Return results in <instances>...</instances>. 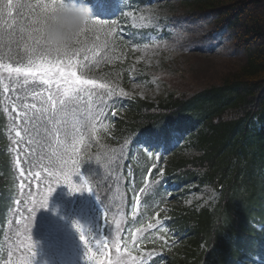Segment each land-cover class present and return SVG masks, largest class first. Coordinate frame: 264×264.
I'll list each match as a JSON object with an SVG mask.
<instances>
[{
	"label": "trees",
	"instance_id": "1",
	"mask_svg": "<svg viewBox=\"0 0 264 264\" xmlns=\"http://www.w3.org/2000/svg\"><path fill=\"white\" fill-rule=\"evenodd\" d=\"M95 1L102 5L105 17L94 7ZM156 1L83 0L92 7V20L106 26L121 24L124 29L126 9L144 10ZM179 5L188 14L211 19L212 32L231 36L235 48L245 55V64L231 70L221 84L211 85L193 95L172 92L157 104L130 95L111 98L105 109L108 128H98L96 135L100 139L97 142L93 137L91 147L82 151L78 158L79 169L92 189L90 193L107 209L113 240L117 226L115 215L130 217L132 190L135 184L144 187V176L138 178L141 166H145L146 172L154 162L141 149L152 152L153 157L160 152V163H156L151 174L159 177L164 166L163 177H159L153 190L156 199H166V187L184 189L181 192L186 193L190 186L208 184L220 193L212 210L171 207V224L186 241L185 248L177 250L180 256L185 255L184 259L178 254L173 258L168 256L169 263L264 264V0H179ZM112 32L111 36H99L98 41L96 32L86 33L90 47L108 44L97 49L98 55L90 59L86 67L83 65L81 74L94 79L106 77L122 86V79L133 71L128 62L117 69H111L110 65L105 70L99 69L104 57L113 56V45L120 50L122 45L128 44L126 39L132 37L129 30ZM12 48L13 57L19 59L23 55V45L13 44ZM1 102L0 84V264H10V261L17 263L20 257L16 250L21 246H24L25 255H35V251L40 254L47 250L48 244L53 247L54 239L48 238L50 227L39 228L34 224L38 219L36 212L30 218L32 240L22 236L20 231L18 216L26 202L21 197ZM146 130L165 139L152 146L138 143ZM84 134L88 135L86 129ZM125 140L128 141L125 157L106 169L107 161L103 159L100 145L119 148ZM182 142L194 147L197 154L192 158L179 155L177 151ZM166 155L171 158L165 159ZM98 156L101 161L97 160ZM22 163L24 166V161ZM134 168L135 176L131 174ZM41 192H44L42 187L35 191L36 207ZM32 206L31 203L30 208ZM114 211L118 214L114 215ZM110 248L115 252L113 244ZM160 262V258L152 261L153 264Z\"/></svg>",
	"mask_w": 264,
	"mask_h": 264
},
{
	"label": "snow or ice",
	"instance_id": "2",
	"mask_svg": "<svg viewBox=\"0 0 264 264\" xmlns=\"http://www.w3.org/2000/svg\"><path fill=\"white\" fill-rule=\"evenodd\" d=\"M61 2L62 0H35V2L0 0V82L8 81L2 88L5 94L4 111L7 113L11 106L12 113H15L14 117L12 113H9V117L13 121L12 130L16 137L12 140L15 146L13 150L23 153V156L17 155L15 160L17 166L21 165L22 159L24 161V166L19 167L22 189L25 186L23 180L25 173L35 179L40 173L34 172V169L40 168L45 173V182L49 185L66 184L73 193L82 190L92 192L86 180L79 184L73 181V176L79 174L80 170L78 158L82 151L91 147L93 137L97 142L100 139L96 135L97 123L101 117L105 116L104 108L108 107L104 98L111 99L117 95L128 96L129 93L118 82L107 80L106 77L94 79L77 73L78 66L86 67L87 62L98 55L97 49L107 46L105 42L101 45L93 44L90 47L86 36L89 31L105 32L106 35L111 36L112 30L105 29L102 22L89 21L76 35L74 41L67 46L53 48L48 44L45 36L47 21ZM148 20L150 23L151 15ZM96 39L98 41L99 36ZM151 43L156 44V41L152 39ZM13 44L17 47L23 45V55L19 59L12 55ZM74 45L78 46L74 47ZM144 47L147 48L148 45L145 44ZM10 90L16 93L23 90L24 94H17L13 98L8 95ZM29 97L32 103L26 102ZM96 101H99V107L96 106ZM115 114L113 111L112 115ZM100 127L107 129L108 125L100 123ZM85 129L88 132L87 136L84 134ZM163 139L165 138L160 134L146 130L143 140H139L138 143L152 146L162 142ZM21 142L25 144L28 151L19 147ZM127 144L128 141L125 140L119 148L100 145L103 159L107 161L104 165L106 169L113 163L118 164L125 157ZM141 151L149 160L159 161L160 159L159 154L153 157V153L147 149H141ZM97 160L101 161V156H98ZM156 167L157 164L153 162L148 169L149 175H151V169ZM159 177H163L162 168L159 171ZM158 183L159 180L154 179L149 184L145 179L144 187L140 189V192L144 193L146 189ZM54 191L55 187L49 186L40 194L39 207H48L49 197ZM16 203L19 204L20 201ZM139 203V196H137L136 204L139 205ZM32 204L33 206L28 209L29 218L37 210V202L33 200ZM132 214L135 216L136 211L134 210ZM156 216H159V212ZM159 223L157 219L156 224ZM156 224L150 222L147 228H155ZM75 227L80 231V238L87 247L88 240L84 228L79 223H76ZM119 231V222H117L116 236L113 239L116 260L114 262L109 260L107 264H137L141 258L133 256L127 247L121 251ZM141 231L139 228L136 229L137 233ZM132 239H136L135 234ZM160 239L165 238L161 236ZM102 247H104L103 240L96 239V251L99 252ZM87 252L89 259H93L95 253L91 248H87ZM8 255L11 259L12 252L9 251ZM21 264H30V258H23Z\"/></svg>",
	"mask_w": 264,
	"mask_h": 264
},
{
	"label": "rangeland",
	"instance_id": "3",
	"mask_svg": "<svg viewBox=\"0 0 264 264\" xmlns=\"http://www.w3.org/2000/svg\"><path fill=\"white\" fill-rule=\"evenodd\" d=\"M182 10L179 0H158L149 10L128 11L126 24L132 27L135 34L134 40L131 46L122 48L123 52L120 51V55L105 61L103 64L101 63L99 69L105 70L107 65H110L111 69H117L114 66L115 62H123L125 59L134 66L137 76H140L129 78L128 81V78L125 77L123 88L133 96L158 103L171 92L194 94L208 86L221 84L231 70L240 68L245 64V55L235 48L234 39L231 36L212 32L211 19H200L183 12L187 10ZM149 15H151L150 23ZM152 39L156 41V44L151 43ZM179 43V46H175ZM145 44L148 45L147 48L144 47ZM127 50L128 53L125 57ZM82 69V65L78 66L77 73L81 74ZM149 72L152 74L150 77L146 76V73ZM120 78L123 77L120 75ZM4 83H8V81H3L1 88H3ZM133 85L137 86L134 87ZM1 93L4 106L5 94L2 89ZM17 94L23 95V90L20 93L10 90L8 93L13 98ZM104 99L105 103L108 104L110 99L107 97ZM26 102L32 103L33 101L29 97ZM96 106L99 107V101H96ZM104 112L105 116L101 117L97 123V130L102 128L100 123L106 124L107 111ZM9 113H12L11 106H9L7 115L10 120V129H12L13 121L10 119ZM12 116L14 117L15 113H12ZM20 148L26 149L24 146H20ZM179 153L188 158L196 155V151L192 147H186ZM20 154L23 153L20 152ZM19 167L22 166H17L19 183L21 184L22 177ZM34 172H39L40 175L33 179L28 173H25L23 178L25 186L23 189L20 186L21 197H24L26 205L23 207V211L19 213L17 223L21 225L22 236L31 241L33 233L30 231L28 209L37 197L35 191L37 187L44 186L43 191H45L47 187L54 186L55 191L49 197L48 207L41 208L38 206L36 211L38 219L32 216L37 227H50L47 234L49 239H54V244L53 247L48 244L47 250H42L40 254L35 251V257L30 264H98V262L107 264L111 260L109 251H105V253L104 250L96 251L95 242L98 239L97 222L99 214L96 210V212L94 211L95 208L90 199L85 197L86 190L73 193L66 184L49 185L45 182V173L40 168H35ZM142 172L141 169L139 176L142 175ZM80 179L79 171V174L73 176V181L79 184ZM31 184L35 189L34 193L31 192ZM140 189H138L137 194L140 203L139 205L136 204L134 208L136 215L133 216L132 214L131 224L124 237L123 234H119L121 251L127 247L133 256L141 258L137 264H147L153 257L151 251L142 253L143 249L141 248L147 240H154L163 247L167 245L172 247L161 225L163 214L157 217V212H163L164 209L175 203L199 208L211 207L218 200L217 192L213 188L205 186L200 190L193 189L184 196L170 197L167 195V201H164L163 204L160 203L161 206L159 207L154 203H144L145 195L150 188L146 189L144 193H141ZM38 197L41 198V196ZM151 199H154L153 196ZM161 209L163 210L161 211ZM164 216H168L167 212ZM122 219L123 217H118L116 222L122 221ZM157 219L160 221L159 224H156ZM150 222L156 224V227L148 229L147 225ZM76 223H79L85 230L88 240L87 247L80 238V231L75 227ZM138 228L142 230L139 233L136 232ZM133 234H135V240L132 239ZM161 236L165 239L161 240ZM87 248H91L92 252L95 253L93 259H89ZM140 249L141 252H139ZM24 251V246H21L20 250H16L20 257L17 259L18 264H21L25 257L33 258V255L31 257L29 253L25 255L26 252L24 253Z\"/></svg>",
	"mask_w": 264,
	"mask_h": 264
},
{
	"label": "clouds",
	"instance_id": "4",
	"mask_svg": "<svg viewBox=\"0 0 264 264\" xmlns=\"http://www.w3.org/2000/svg\"><path fill=\"white\" fill-rule=\"evenodd\" d=\"M93 18L91 5L76 0H62L47 21L45 36L53 48L71 44L84 26Z\"/></svg>",
	"mask_w": 264,
	"mask_h": 264
},
{
	"label": "bare ground",
	"instance_id": "5",
	"mask_svg": "<svg viewBox=\"0 0 264 264\" xmlns=\"http://www.w3.org/2000/svg\"><path fill=\"white\" fill-rule=\"evenodd\" d=\"M180 45V43L179 44H176L175 46H179Z\"/></svg>",
	"mask_w": 264,
	"mask_h": 264
}]
</instances>
